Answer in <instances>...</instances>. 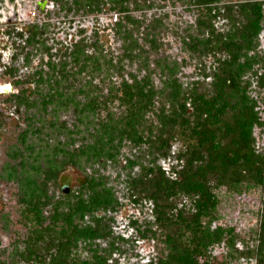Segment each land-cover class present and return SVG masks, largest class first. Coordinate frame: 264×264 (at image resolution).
<instances>
[{
  "label": "trees",
  "instance_id": "obj_1",
  "mask_svg": "<svg viewBox=\"0 0 264 264\" xmlns=\"http://www.w3.org/2000/svg\"><path fill=\"white\" fill-rule=\"evenodd\" d=\"M53 1L68 10L88 12L101 11L111 2L113 10L124 14L116 21L122 54L116 61L105 58L103 64L100 54L88 52L82 38L71 51L62 52L59 64L47 47L49 58L43 62L51 72L41 67L11 81L17 91L8 97L16 111L25 110L29 128L19 136L24 148L8 153L13 162L7 163L5 174L20 184V214L28 232L23 246L17 245L5 256L0 251V264H113L114 254L125 240L113 228V212L122 204L114 188L103 177L87 174L77 190L65 192L63 187L65 199L53 201L48 184H57L61 171L69 164H79L81 157L118 161L126 144L138 148L137 154L126 156L122 165L128 196L135 205L151 204L152 216L144 228L137 221L134 225L137 223L144 238L162 245L151 264H231L241 257L264 264V150L258 149L255 135L256 126L264 121L258 101L250 93L251 83L245 79L259 62L256 54L264 30V0H183L197 11L195 32L182 39L184 49L192 57L213 59L200 65L203 78L188 83L179 76L184 59L179 62L159 57L153 60L155 67L141 59L150 51L159 52L163 44L158 43L157 19L148 26L145 19L131 13L130 3L139 8L140 0ZM17 33L25 37L26 45H34L42 42L44 31L34 24ZM92 45L99 48L96 40ZM126 59L131 63L140 60L138 69L145 73L130 70L126 77L122 71ZM76 70L91 77L102 73L99 85L92 78L87 80L91 86L84 101H77L75 93L67 94L68 85L63 83L75 76ZM114 70L122 77L119 83H113ZM6 71L11 73L16 68ZM158 73L161 86L154 81ZM259 78H264L263 74ZM105 84L109 87L107 95L102 92ZM115 101L120 112L110 109L109 104ZM55 102L87 111L95 118L98 115L97 124L96 120L86 124L90 137L82 135L85 140L79 145L74 138L78 127H68L70 137L62 146L50 153L26 156L32 149L28 134L41 133L47 121L39 117L41 125L37 126L39 109L30 112L40 106L45 112ZM102 111H106L103 118ZM2 120L0 111V127ZM171 156L175 162L168 170L160 160ZM257 187L262 191V206L250 244L240 237L235 225L219 223L218 191L226 188L230 193L244 194ZM240 240L242 247L238 246ZM215 244L227 248L222 259L213 255Z\"/></svg>",
  "mask_w": 264,
  "mask_h": 264
},
{
  "label": "rangeland",
  "instance_id": "obj_2",
  "mask_svg": "<svg viewBox=\"0 0 264 264\" xmlns=\"http://www.w3.org/2000/svg\"><path fill=\"white\" fill-rule=\"evenodd\" d=\"M140 1L139 8L135 6L134 2L130 3L131 13L135 17L145 19L146 25L157 19L159 23L156 32L159 35L158 43L163 44V48L160 47V53L150 51L143 54L141 59L149 61L151 67L156 66L153 60L159 57L168 56V60L177 59L179 62L184 59V63L180 64L179 68L180 78L186 83L196 78H203L200 75V65L210 64L213 59L211 57L204 59L192 57L184 49L182 41L188 32H195L197 18L195 8L183 0ZM112 5L111 2H108L104 4L103 10L88 12L86 9L75 11L72 8L68 10L53 0H15L13 2L0 0V111L4 118L2 127H0V251L4 256L14 250L17 245L23 246V240L28 232V226L21 220L20 184L16 180L6 177L5 173L8 170L9 160L13 162L8 153L13 148H24L19 141V136L23 130L29 128V119L25 110L16 111L15 103L8 96L10 92L17 91V89L6 90L7 84H11V81L16 77H24L25 74L41 67L45 72H51L52 69L45 64V61L43 62V59L49 58L47 47H51L53 59L59 64L62 52L71 51L75 42L82 38L89 46L88 52L100 54L99 57L103 64L105 58L109 57H113L116 61L122 54V40L116 32V21L121 19L124 14L113 10ZM14 7L19 15L17 20L9 19L13 16L11 8ZM34 24L44 31L42 42L26 45L25 37L19 36L17 31H27ZM139 38L140 42H144L141 36ZM95 40L98 42L99 48L92 45ZM256 55L259 62L255 66V71L248 72L245 79L251 83L250 93L257 99L260 116L264 121V84L260 83H264V78H259L261 74L264 76V30L260 34V46ZM68 58L71 60L72 57ZM140 65V60L131 63L126 59L122 71L125 72L126 77H129L127 73L130 70L142 75L145 70H139L138 66L140 67ZM9 67H15L16 71L7 72L6 69ZM76 67L78 68L79 65ZM76 72L75 76H70L63 83L68 85L67 94L75 93L77 101H84L85 91L91 86L86 84L87 80L92 78L94 83L99 85L102 83L100 80L102 73L100 76L91 77L85 72L80 73L77 70ZM112 77L113 83H119L122 80L121 75L115 70ZM154 81L157 85H162L159 73L154 76ZM64 87L66 88V86ZM103 87V95H107L109 87L106 84ZM96 92L97 89L91 91L93 95H96ZM109 106L113 111L120 112L118 101L111 102ZM41 108V106L36 107L30 113L34 114L39 109L36 118L37 126L41 125L39 117H43L47 121L44 122L45 126L41 133L38 135L28 134V143L32 144V149L25 153L26 156L34 157L37 153H47V151L50 153L54 147L62 146L61 143L70 137V133L66 131L68 127L69 129L78 127L79 132L74 133V138L76 144L79 145L85 140L81 138L82 135L90 137L89 132L85 129L86 124H93L94 120L97 124L98 120V115L95 118L92 113L88 114L84 110L77 111L74 106L66 107L57 102L49 104L47 110L44 109L45 112L41 111ZM105 114L106 111L101 112L102 118L105 117ZM50 122H54V124L52 125ZM255 135L258 149L264 150V124L256 126ZM177 147V143L172 146L173 153ZM136 151L138 152V148L126 144L118 155L119 160L114 162L110 159L102 162L90 161L81 157L79 164H69L61 171L57 184L52 181L48 184L53 201L65 199L63 195L65 192L61 189L63 187H69V191L77 190L86 180L87 174L103 177L107 184L114 188L122 204L116 212H113L115 217L113 228L117 234L124 236L125 240H121L120 249L114 254L113 264H151L162 246L159 241L144 238L141 235V230L136 226L137 223L134 225L137 221L143 229L145 221L152 216L149 202L135 205L127 192L126 171L122 165H125V157L134 156L137 154ZM41 162L44 164V160L41 159ZM173 162L175 159L172 156L160 160V163L168 170L172 168ZM135 169L137 170L138 167ZM218 192L221 197L219 223L235 225L240 237L252 244L258 225L259 210L262 206L261 189L257 187L244 194L230 193L226 188H221ZM49 207L51 206L46 209L48 210ZM106 243L107 241L102 242L103 245ZM238 246H243L241 240ZM226 250L224 244H215L212 248L213 255L218 259H222ZM235 261L238 264H255V260L246 257L233 260L231 264Z\"/></svg>",
  "mask_w": 264,
  "mask_h": 264
},
{
  "label": "flooded vegetation",
  "instance_id": "obj_3",
  "mask_svg": "<svg viewBox=\"0 0 264 264\" xmlns=\"http://www.w3.org/2000/svg\"><path fill=\"white\" fill-rule=\"evenodd\" d=\"M11 2H13V1H15V0H10ZM11 14H13V16L12 17H10L9 19H15V20H17L18 19V11H17V9L14 7V8H11Z\"/></svg>",
  "mask_w": 264,
  "mask_h": 264
},
{
  "label": "water",
  "instance_id": "obj_4",
  "mask_svg": "<svg viewBox=\"0 0 264 264\" xmlns=\"http://www.w3.org/2000/svg\"><path fill=\"white\" fill-rule=\"evenodd\" d=\"M6 88H7L6 90H12L13 86H12V84H7ZM69 190H70L69 187H64L65 192H69Z\"/></svg>",
  "mask_w": 264,
  "mask_h": 264
}]
</instances>
